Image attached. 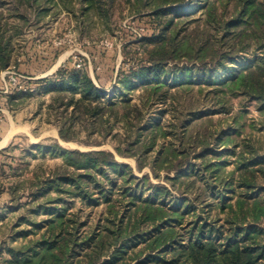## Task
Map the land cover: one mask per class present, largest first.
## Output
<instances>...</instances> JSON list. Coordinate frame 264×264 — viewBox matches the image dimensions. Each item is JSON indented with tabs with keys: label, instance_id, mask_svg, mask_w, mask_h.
Returning <instances> with one entry per match:
<instances>
[{
	"label": "trees",
	"instance_id": "16d2710c",
	"mask_svg": "<svg viewBox=\"0 0 264 264\" xmlns=\"http://www.w3.org/2000/svg\"><path fill=\"white\" fill-rule=\"evenodd\" d=\"M187 1L145 2H153L158 9ZM52 2L0 0V8L5 10L11 3L21 7L23 13L11 17L24 22L29 11L37 8L46 11L54 6ZM86 2L91 10L96 1ZM234 2L230 13L225 9L212 17L215 21L212 30L218 35L213 41L220 49L241 39L249 26L254 32L264 27L263 2ZM12 29L8 19L0 14V73L12 63ZM198 33L195 30L186 34L172 20L168 21L161 36L153 39V47L146 51L148 65L139 66L121 80L126 93L141 88L137 102H132L125 93H121L120 99L109 97L81 70L57 71L56 80L43 90L56 94L52 102L55 110H61L58 136L62 141L74 140L68 134L76 126L104 138L112 134L115 124H121L125 133L118 143L124 147H114L118 156L133 158L141 171L146 165L145 155L158 146L160 150L149 161L153 177L160 179L163 170L174 172V176L164 177L169 185L153 184L147 174L134 178L132 169L119 163L112 152L50 146L47 151L52 157L59 156L62 166L50 172L39 191L31 192V202L16 203L17 210L31 208L37 213L40 207L46 217L40 221L22 217L14 223L12 239L17 245L0 246V264H120V261L126 264L125 256L130 255L128 261H135L134 264H264V183L258 184L257 177L259 172L264 181L263 158L243 159L238 165L242 175L236 183H230L229 189H218L210 182L209 170L202 162L203 154L197 157L200 163L192 164L189 139L177 132L179 125L163 124L162 111L157 109L171 88L190 83L189 72L183 69H177L169 81L163 62L185 58L204 65L212 56L209 32L201 34L203 40ZM232 48L234 44L230 43L218 54L217 71L230 70L226 65ZM221 85L264 105V64L230 77ZM23 95L16 92L10 100ZM255 166L262 169L255 171ZM189 177H194L196 182L189 181ZM194 184L199 185V192L192 198L186 191H191ZM51 194L55 197L50 198ZM39 196L47 197L46 201L34 205ZM201 196L220 203L216 218L207 213L206 204L197 203ZM233 198L235 202L231 204ZM226 202H230L228 206ZM221 214L227 218L220 219ZM189 216H193L191 221L186 220ZM186 226L189 228L185 233L176 232V228Z\"/></svg>",
	"mask_w": 264,
	"mask_h": 264
},
{
	"label": "rangeland",
	"instance_id": "374dc122",
	"mask_svg": "<svg viewBox=\"0 0 264 264\" xmlns=\"http://www.w3.org/2000/svg\"><path fill=\"white\" fill-rule=\"evenodd\" d=\"M95 1L93 9L89 10L86 0H53L54 6L46 11L38 8L29 11L24 22L11 17H19L24 10L21 7L11 3L5 10L0 8V14L13 28L10 32L13 34L12 63L0 73V141L9 137L5 147H2L4 142L0 144V246L17 245L12 239V227L22 217L36 221L45 219L40 207L36 213L31 208L17 210V206L31 202V192L39 191L40 184L50 172L62 166V159L52 157L47 151L50 146L109 151L119 163L132 169L134 178L147 174L151 183L169 185L164 177L172 178L174 172L160 171L161 178L155 179L150 170L149 161L160 150L158 146L154 152L145 155L146 165L141 171L137 170L133 158L115 153L114 147H124L118 143L125 133L121 124H115L112 134L104 138L76 126L68 134L74 140L62 141L58 136L61 110H55L52 102L56 94L43 90L56 80L57 71L81 70L109 97L119 98L121 93H125L132 102H137L141 88L126 93L121 80L139 66L148 65L146 51L153 47V39L161 36L169 20L186 34L198 30L202 40L201 34L209 32L212 56L204 65L185 58L163 62L169 81L177 69H183L189 72L190 83L167 92L165 102L157 108L162 111L161 122L179 125L177 132L190 141V162L200 163L197 157L203 154L202 162L209 170L210 182L218 189H229L230 183H236L242 175L238 165L243 159L263 158L264 161V105L245 93L230 91L221 85L230 77L264 64V27L254 32L249 26L241 39L230 42L234 44L226 65L230 70L217 71L218 54L230 43L220 49L219 44L213 41V37L218 35L212 30L215 27L212 17L214 13L222 14L225 9L230 13L234 0H188L158 9L156 4L146 0ZM256 1L264 3V0ZM16 92L25 95L11 101ZM115 134L118 136L112 137ZM214 166L216 170L213 172ZM254 169L262 168L255 166ZM257 177L258 184L264 183L259 172ZM194 180V177H189V181L194 183ZM198 187L194 184L191 191H186L187 195L196 196ZM53 197L55 194L50 195ZM19 198L20 201H14ZM46 199L39 196L33 204L43 205ZM230 201L233 204L235 199ZM197 203L206 204L207 213L216 218L217 208L221 206L217 200L201 196ZM229 203L226 202L225 206ZM219 218L227 216L221 214ZM192 219L193 216H189L186 220ZM188 228L178 227L176 232L181 235ZM130 257L125 256L126 264ZM119 263L123 264L122 261Z\"/></svg>",
	"mask_w": 264,
	"mask_h": 264
},
{
	"label": "crops",
	"instance_id": "0c3cea01",
	"mask_svg": "<svg viewBox=\"0 0 264 264\" xmlns=\"http://www.w3.org/2000/svg\"><path fill=\"white\" fill-rule=\"evenodd\" d=\"M8 138H9V137H7V139H5V141H4V139H2V140L0 141V144H1L2 142H4L2 147H5L6 143H7L8 140H9Z\"/></svg>",
	"mask_w": 264,
	"mask_h": 264
}]
</instances>
